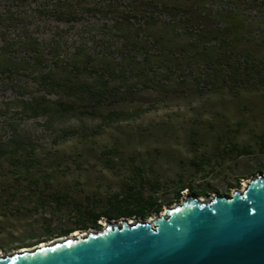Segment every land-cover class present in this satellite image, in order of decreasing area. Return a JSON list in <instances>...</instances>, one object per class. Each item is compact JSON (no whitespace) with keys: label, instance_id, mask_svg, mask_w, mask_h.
I'll list each match as a JSON object with an SVG mask.
<instances>
[{"label":"trees","instance_id":"16d2710c","mask_svg":"<svg viewBox=\"0 0 264 264\" xmlns=\"http://www.w3.org/2000/svg\"><path fill=\"white\" fill-rule=\"evenodd\" d=\"M36 1L41 12L68 22L69 27L55 29L44 41L27 35L23 42L39 50V57L28 54L26 62L34 59L35 63L24 66L27 72L15 66L7 44H0V74L16 86L22 84L21 76L34 81L40 94L20 98L18 104L30 117H43L47 128L59 131L58 138L89 139L116 121L138 119L158 106L126 110L121 103L143 90L167 93L182 90V84L191 81L200 90L224 86L234 95L243 90L264 92V35L261 31L256 35L261 38L257 46H262V52L240 49L244 19L238 17L245 14L247 2L261 7L264 0ZM4 15L16 18L17 12L9 4L0 17ZM76 22L81 24L80 33L69 41L67 34ZM20 92L24 95L26 91ZM84 118L99 119L100 123L91 125ZM74 119L81 122L71 124ZM17 133L14 121L0 124V165L10 160L12 165L24 166L20 179L33 189L40 190L43 183V190H49L52 177L41 168L42 159L34 155L37 147ZM228 141L225 150L231 155L252 153L248 145ZM101 155L111 169L120 163L131 164L126 169L131 181L101 207L98 205L99 210L83 208L66 189L49 191L41 199L52 200L58 207L75 206L81 223L102 228V217L147 218L162 212L173 200H180L184 189H191L174 181L178 184L174 196L164 202L162 195L170 183L161 181L151 163L127 156L115 143L102 148ZM32 168L45 173L33 178ZM74 230L72 227L65 232Z\"/></svg>","mask_w":264,"mask_h":264},{"label":"rangeland","instance_id":"374dc122","mask_svg":"<svg viewBox=\"0 0 264 264\" xmlns=\"http://www.w3.org/2000/svg\"><path fill=\"white\" fill-rule=\"evenodd\" d=\"M241 3V2H240ZM17 12L16 18L0 17V44H7L15 66L27 72L24 66H34L35 60L26 62L27 56L39 57V50L33 44L23 42L27 35L47 40L57 28H68L69 23L41 12L36 0H0V13L7 7ZM244 35L240 49L262 52L257 46L264 35V5H250L247 2ZM248 5L252 8H248ZM95 18H91L94 21ZM82 22V21H81ZM80 22L70 29L69 41L77 39ZM26 56V57H25ZM20 77V76H19ZM22 84L17 86L6 75L0 74V124L14 121L18 133L30 140L37 150L34 155L42 159L46 173L51 174L49 190L31 188L20 179L24 166H15L10 160L0 165V254H9L23 249H32L40 244L50 243L63 237L79 235L94 227L80 222L75 206H57L52 200L41 199L43 194L55 189L70 190L83 208L99 210L101 205L118 193L129 181V166L118 164L116 168L105 165L101 149L113 143L119 144L127 156H136L148 161L156 170L161 181L168 185L166 202L173 198L174 181L191 189H184L180 200L166 204L163 211L147 218L151 221L157 214L167 212L169 206L181 203L189 195L202 200L216 194L232 195L242 190L248 181L264 173V92L243 90L232 94L227 87L200 90L191 81L184 89L166 92L152 89L138 92L134 98L121 103L126 110L150 104L158 107L145 112L136 120H119L100 134L85 139L80 136L58 138L44 124V118L30 117L23 113L18 104L20 98L39 95L40 91L32 79L21 76ZM173 85V84H172ZM20 91H26L24 95ZM55 97V95H52ZM84 122L96 125L99 119L84 118ZM79 119L70 123L78 124ZM228 140L240 146L248 145L250 155L234 156L226 152ZM33 178H41L43 171L32 168ZM199 193V194H197ZM100 205V207H98ZM143 217L110 219L102 217V228L109 221L129 222ZM74 228L71 233L66 229Z\"/></svg>","mask_w":264,"mask_h":264},{"label":"water","instance_id":"95a60500","mask_svg":"<svg viewBox=\"0 0 264 264\" xmlns=\"http://www.w3.org/2000/svg\"><path fill=\"white\" fill-rule=\"evenodd\" d=\"M0 264H264V173L232 195H189L151 221H109Z\"/></svg>","mask_w":264,"mask_h":264},{"label":"bare ground","instance_id":"6f19581e","mask_svg":"<svg viewBox=\"0 0 264 264\" xmlns=\"http://www.w3.org/2000/svg\"><path fill=\"white\" fill-rule=\"evenodd\" d=\"M77 233L73 234V235H76Z\"/></svg>","mask_w":264,"mask_h":264}]
</instances>
